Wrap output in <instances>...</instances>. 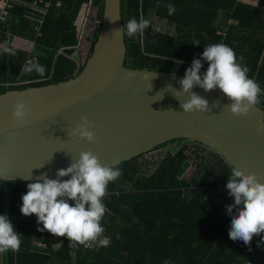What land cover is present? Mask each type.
Instances as JSON below:
<instances>
[{"label":"trees","instance_id":"trees-1","mask_svg":"<svg viewBox=\"0 0 264 264\" xmlns=\"http://www.w3.org/2000/svg\"><path fill=\"white\" fill-rule=\"evenodd\" d=\"M31 4L34 0H19ZM53 7L40 25L41 16L16 5L9 33L34 40L32 53L0 49V95L40 88L68 81L81 73L83 66L73 56L79 46L78 18L86 5L97 9L89 56L100 30L105 0H44ZM63 2L58 9L56 4ZM175 6L169 15L167 5ZM28 14V15H27ZM27 15V16H26ZM135 18L149 19L150 26L133 38L125 35V64L185 73L204 46L223 43L237 57L264 90V0L252 6L239 0H122L123 24ZM155 20L166 21L173 32L156 27ZM41 27L42 36H37ZM12 34V35H13ZM199 41L196 45L193 42ZM39 62L46 69L40 77L21 69ZM201 72L208 65L203 62ZM264 108V95L259 97ZM174 146L154 170L146 154L118 167L122 175L108 185L103 199L109 210L102 221L108 247L99 250L70 248L67 238L41 241L37 217L20 212L22 195L28 183L1 181L0 211L17 210L22 220L11 222L21 234L19 252H7L10 264H264V246L254 236L250 246L229 238L231 215L226 205L234 203L226 188L232 167L213 149L186 140H175L155 150ZM192 173L191 180L186 178ZM70 179V178H68ZM235 212V209L233 210ZM249 247L251 250H249Z\"/></svg>","mask_w":264,"mask_h":264},{"label":"water","instance_id":"water-1","mask_svg":"<svg viewBox=\"0 0 264 264\" xmlns=\"http://www.w3.org/2000/svg\"><path fill=\"white\" fill-rule=\"evenodd\" d=\"M123 26L122 0H105L97 41L80 74L0 95V180L30 183L44 173L56 179L57 171L84 151L119 166L186 140L213 149L231 167L255 173L264 183V108L257 104L247 116L236 117L219 89L205 92L197 86L193 91L212 110L184 113L181 102L188 97L180 102L172 92L180 89L185 73L127 66L125 34H113ZM18 101L27 111L22 121L12 115ZM216 101L219 106L213 107ZM85 117L94 125L91 143L70 135Z\"/></svg>","mask_w":264,"mask_h":264},{"label":"clouds","instance_id":"clouds-1","mask_svg":"<svg viewBox=\"0 0 264 264\" xmlns=\"http://www.w3.org/2000/svg\"><path fill=\"white\" fill-rule=\"evenodd\" d=\"M166 7L169 15L175 14L173 4ZM150 23L149 19L137 21L132 18L113 34L119 36L122 33L133 38L143 33ZM193 43L200 44L199 41ZM2 51L15 54L8 47H3ZM202 61L208 65L203 73ZM242 61L243 56L238 58L235 51L226 44L204 46L202 56L193 59L191 66L185 71L184 78L178 81L180 89L172 92L180 102L182 96L188 97L186 101L181 102L183 112H211L208 101L193 91L194 87L198 86L205 92L219 89L230 101L226 107L232 115L247 116L253 106L260 103L259 97L264 95V90L254 79L249 78L250 69ZM21 70L29 74L35 71L40 77H44L46 72L39 62H30ZM219 103L216 101L213 107H218ZM12 115L14 120L21 121L27 116L23 101L14 105ZM82 119L83 123L76 125L70 135L90 143L94 142L95 134L90 130L94 125L86 117ZM261 128H264V125H261ZM121 175L118 161L103 164L91 151L81 152L79 158L72 160L69 167L57 171L56 179H50L44 173L28 183L27 192L22 195L20 212L26 217L35 215L37 224L43 225L39 231L46 230L57 237H66L70 248L84 246L99 250L108 247L111 239L104 236L102 221L109 210L103 199L108 195L109 183L115 182ZM69 176L70 179H62ZM226 188L228 195L234 198V203L225 206L231 215L229 238L233 241H243L246 246H250L253 237L258 236L260 240L257 246H264V183L260 182L257 174H245L242 169L232 167ZM21 243V234L14 229L7 214L0 215V254L19 252ZM165 264L168 262L165 261Z\"/></svg>","mask_w":264,"mask_h":264},{"label":"crops","instance_id":"crops-1","mask_svg":"<svg viewBox=\"0 0 264 264\" xmlns=\"http://www.w3.org/2000/svg\"><path fill=\"white\" fill-rule=\"evenodd\" d=\"M239 1L248 5L258 6L260 0H239ZM17 4H19L20 6L22 5V7H24L28 13L33 14V16L34 14L41 16L42 20L39 22L41 26L43 24V20L45 16L48 14V11L53 7V2L44 1V0H34L31 4L27 2L18 1L16 5ZM56 7H58V9L62 8L63 2H59L58 4H56ZM97 13H98L97 9H95L92 4L86 5L83 8L76 23L78 28L80 46L82 45V43H84V48L86 47L85 53L81 54L79 52V48H77V52L73 56V59L76 60L79 64H83V62H85L88 59L89 51L92 45L93 35L97 27ZM13 19L15 20V17L12 14L10 24L11 21L14 22ZM88 30H89L88 33H90V35L84 37L85 33ZM12 34L9 33L10 40L9 43L6 44V47L12 49L13 51L19 50L27 53H32L34 51L35 48L34 40ZM37 36H42L41 27H39ZM83 38H85V40H83ZM1 189L2 186L0 185V191ZM5 209L6 211L4 213L0 211V215L7 214L11 222H13L14 220H22L24 218L16 214L17 213L16 209L13 210L14 213H12V210L9 212V208H5ZM38 226H43V225L39 224ZM9 258L10 257L7 255V253L0 254V264H10V262H8Z\"/></svg>","mask_w":264,"mask_h":264},{"label":"built area","instance_id":"built-area-1","mask_svg":"<svg viewBox=\"0 0 264 264\" xmlns=\"http://www.w3.org/2000/svg\"><path fill=\"white\" fill-rule=\"evenodd\" d=\"M18 1L19 0H0V49L6 47L3 38L5 34H7V30L10 25V20L12 17V12L14 11L16 7V3ZM53 238H65V237H57L47 231L41 234L42 242ZM88 248L94 249L95 247H88Z\"/></svg>","mask_w":264,"mask_h":264},{"label":"rangeland","instance_id":"rangeland-1","mask_svg":"<svg viewBox=\"0 0 264 264\" xmlns=\"http://www.w3.org/2000/svg\"><path fill=\"white\" fill-rule=\"evenodd\" d=\"M155 24L156 27H158L160 30L165 31V32H173V26L169 25L166 23V21H162V20H155ZM89 30L85 33L84 37H86L87 35H90V33H88ZM83 40H85V38H83ZM80 46V43H79ZM79 52L81 54L85 53L86 47L84 48V43H82V45L79 47ZM90 52V51H89ZM89 57V56H88ZM86 62V61H85ZM84 63V62H83ZM174 146H170L164 149H160V150H153L152 152L146 154V158H148V161L150 162V168L152 170L155 169L156 166L159 165V162L166 157V155L173 150ZM192 177V173H187L186 178L188 181L191 180Z\"/></svg>","mask_w":264,"mask_h":264}]
</instances>
